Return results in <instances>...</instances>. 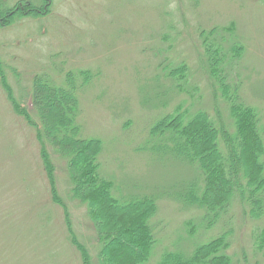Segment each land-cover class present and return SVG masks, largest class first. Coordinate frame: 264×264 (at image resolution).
<instances>
[{
    "label": "rangeland",
    "instance_id": "obj_1",
    "mask_svg": "<svg viewBox=\"0 0 264 264\" xmlns=\"http://www.w3.org/2000/svg\"><path fill=\"white\" fill-rule=\"evenodd\" d=\"M19 1L42 2L7 3ZM214 27L235 29L244 43L231 77L239 75L241 94L258 107L264 130V0H52L48 13L0 26V264H82L68 220L97 261L96 230L86 207L71 193L66 159L48 145L60 204L53 200L36 128L15 109L9 93L38 122L34 77L46 73L62 82L69 72L85 71L91 75L78 80L77 123L82 137L103 142L100 172L115 182L119 195L158 197L152 264L164 251L192 250L226 229H231L230 264H264V245L257 246L254 236L264 218L253 220L237 202L206 229L203 212L173 193L181 182L195 179L196 171L159 159L149 149L151 126L180 104L206 110L232 129L203 46L201 33ZM224 34L227 50L231 33ZM184 62L188 78L180 89L167 73Z\"/></svg>",
    "mask_w": 264,
    "mask_h": 264
},
{
    "label": "trees",
    "instance_id": "obj_2",
    "mask_svg": "<svg viewBox=\"0 0 264 264\" xmlns=\"http://www.w3.org/2000/svg\"><path fill=\"white\" fill-rule=\"evenodd\" d=\"M51 2L42 0L41 5L36 6L32 2L19 1L10 6L7 0H0V26H8L25 16L48 13ZM226 32L231 33L227 50ZM235 33V29L229 27H214L201 33L208 71L216 85V94L219 91L228 105L232 129L225 123L219 125L206 110L180 104L173 112L160 117L149 132L148 141L154 139L149 149L159 159H173L196 171L195 179L181 182L173 193L184 205L203 212L200 221L206 229L228 215L237 202L248 208L253 220L264 218L262 116L258 107L247 103L241 94L239 75L231 77L234 64L245 49ZM90 75L87 71L69 72L62 82L46 73L36 75L32 104L38 122L25 105L13 98L10 89L9 93L15 109L36 128L43 144L44 166L49 173L53 200L62 202L55 185L54 161L48 145L66 159L71 193L86 207L94 224L99 242L95 262L90 249L77 238L68 220V233L82 255V264H152L157 245L153 225L159 210L157 195H119L115 182L100 172L102 140L82 137L77 123L79 79L81 76L84 80L90 79ZM167 75L177 88H185L188 67L185 62L170 66ZM191 231L193 233L194 228ZM254 231L257 246H263L264 227ZM230 235L231 229H226L219 236L196 244L192 250L164 251L155 264H230L226 253Z\"/></svg>",
    "mask_w": 264,
    "mask_h": 264
}]
</instances>
